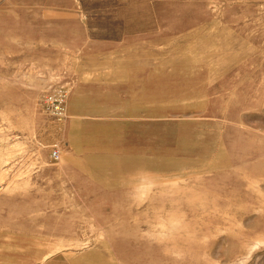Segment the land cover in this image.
<instances>
[{
    "label": "rangeland",
    "instance_id": "obj_1",
    "mask_svg": "<svg viewBox=\"0 0 264 264\" xmlns=\"http://www.w3.org/2000/svg\"><path fill=\"white\" fill-rule=\"evenodd\" d=\"M0 157V264H264V0H0Z\"/></svg>",
    "mask_w": 264,
    "mask_h": 264
},
{
    "label": "built area",
    "instance_id": "obj_2",
    "mask_svg": "<svg viewBox=\"0 0 264 264\" xmlns=\"http://www.w3.org/2000/svg\"><path fill=\"white\" fill-rule=\"evenodd\" d=\"M69 92L63 86H54L47 89L41 100L42 111L45 116L57 123H62L67 117V101ZM60 148L55 145L52 149L51 159H60Z\"/></svg>",
    "mask_w": 264,
    "mask_h": 264
},
{
    "label": "crops",
    "instance_id": "obj_3",
    "mask_svg": "<svg viewBox=\"0 0 264 264\" xmlns=\"http://www.w3.org/2000/svg\"><path fill=\"white\" fill-rule=\"evenodd\" d=\"M63 73V78H66V77H68V78H70V80H71V82H72V85H73V87H71L70 88V92H72V98H73V96L77 93V92H79L78 90H75V80H74V71L73 70H71L70 68H68V69H66L64 72H62ZM70 82V83H71ZM72 89H73V91H72ZM76 91V92H75ZM73 92H74V94H73ZM77 95H79V93L77 94ZM70 97H71V95H70ZM76 101H77V98L75 99V101H74V107L73 108H75L76 106H78V104L76 103ZM76 110L77 109H75V111H73V112H70V113H77L76 112ZM72 118L73 119H76V124H78V121L80 120V116H79V114L78 115H73L71 118H69V121H68V123H67V127H66V131H64V132H66V134H67V131H68V129L70 128V125H71V123L73 122H75V121H73L72 120ZM72 121V122H71ZM140 181V180H139ZM58 245H62V246H67V245H65V244H63V243H60V244H58ZM52 256V255H51ZM51 256H49V257H51ZM48 257V258H49ZM48 258H46V259H44L42 262H41V264H43Z\"/></svg>",
    "mask_w": 264,
    "mask_h": 264
},
{
    "label": "bare ground",
    "instance_id": "obj_4",
    "mask_svg": "<svg viewBox=\"0 0 264 264\" xmlns=\"http://www.w3.org/2000/svg\"><path fill=\"white\" fill-rule=\"evenodd\" d=\"M72 91H73V89H72ZM76 92V91H75ZM73 94H74V92H73ZM78 92L73 96V98H72V92H69V98H68V103H67V113L69 114V118H71L73 115H78V113H70V112H73V111H75V109H76V107L75 108H73L74 107V101H75V99L78 97ZM70 95H71V97H70ZM38 118V117H37ZM67 118V117H66ZM66 120V119H65ZM72 120L73 121H75V124H76V119H73L72 118ZM72 122V121H71ZM67 123H68V121L66 122V125H67ZM73 125V122L71 123V126ZM1 158V157H0ZM145 181H146V183H148L149 184V182L151 181L150 179H148V177H146V179H145ZM145 185V184H144ZM172 185H177V184H172ZM143 188L144 189H147L148 187L147 186H143ZM143 190V189H142ZM175 220H178V219H175ZM176 226H178V225H176ZM174 228H177V227H174ZM169 231V230H168ZM174 231H175V229H174ZM264 242V241H263ZM243 245V244H242ZM251 245V244H250ZM258 245V244H257ZM243 247V246H242ZM242 253H244V252H242ZM245 254V253H244ZM243 259V258H242Z\"/></svg>",
    "mask_w": 264,
    "mask_h": 264
}]
</instances>
